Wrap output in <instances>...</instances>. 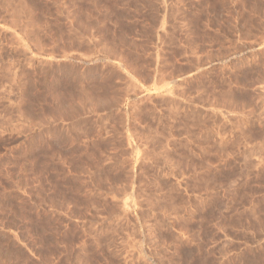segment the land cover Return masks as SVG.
<instances>
[{"label": "rangeland", "instance_id": "rangeland-1", "mask_svg": "<svg viewBox=\"0 0 264 264\" xmlns=\"http://www.w3.org/2000/svg\"><path fill=\"white\" fill-rule=\"evenodd\" d=\"M0 264H264V0H0Z\"/></svg>", "mask_w": 264, "mask_h": 264}]
</instances>
